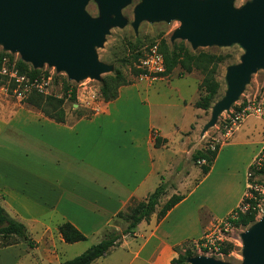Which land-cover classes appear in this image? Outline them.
I'll return each instance as SVG.
<instances>
[{"label": "crops", "instance_id": "obj_1", "mask_svg": "<svg viewBox=\"0 0 264 264\" xmlns=\"http://www.w3.org/2000/svg\"><path fill=\"white\" fill-rule=\"evenodd\" d=\"M133 86L122 87L116 100L90 118L71 120L67 113L66 123H57L27 104L0 101V205L28 228V239L0 248V264H62L71 258L64 259L61 247L85 252L90 247L80 243L93 238L99 243L120 213L133 201L146 200L165 181L171 168L157 164L161 161L157 151L163 155L165 148H172L183 162L202 149L198 142L203 110L195 107L201 97L198 83L195 95L189 101L181 98L182 105H176L191 113L183 127L174 118L169 123L165 116L162 121L139 95L134 107L124 106L122 93ZM251 127L244 141H233L237 129L221 144L211 171L191 191L186 186L191 172L180 162L181 171L174 174L179 180L167 195L185 198L162 220L155 213L141 222L134 235L125 236L118 247L92 264H173L181 246L201 240L213 225L229 217L240 207L249 169L264 149L263 138L256 137V128ZM156 137L162 139L158 148ZM210 178L212 184L242 185L226 201H196ZM65 222L88 240L66 243L59 232Z\"/></svg>", "mask_w": 264, "mask_h": 264}, {"label": "rangeland", "instance_id": "obj_2", "mask_svg": "<svg viewBox=\"0 0 264 264\" xmlns=\"http://www.w3.org/2000/svg\"><path fill=\"white\" fill-rule=\"evenodd\" d=\"M251 1L252 0H235L234 7L242 8ZM142 2L143 0H132L130 4L125 6L122 10L125 25H110L109 32L103 37L102 45L96 46L95 51L99 61L111 67L110 71L101 74L100 80L87 78L81 82H76L70 80L66 73L58 72L55 67H50L47 64L41 69H36L40 70L37 77L51 78L49 94L46 95L62 98L64 96L65 87L70 86V90H76L78 103H73L70 99H68L65 103L66 112L71 117V120H75L79 117L76 110H79L81 113L101 111L105 106V103L109 102L104 99L102 93L103 86L106 85L111 88L116 85L115 78L118 74H120L123 80L130 82L131 85L135 84V86L128 87L123 91L122 94L124 99L122 102H124V106L129 104V108L134 107L137 96L139 95L140 98L148 100V103L154 107L158 117L162 119V121L165 116H167L170 119V121H168L169 123L176 119L180 122L179 127H183L187 124L189 117H191V113H185L184 110L182 111L180 108L176 107V105H182L180 103L181 98L189 101V99L195 95L196 84L198 83L200 88L204 76L201 72L194 71L191 74H186L182 77L180 76V67L176 68L170 75L160 78H154L144 74L135 76L134 70L140 69L139 62L138 60L136 61L137 54L142 52L144 56L149 48L154 44H159L160 49L162 42L164 41L171 49L174 45H179L184 42L191 48L190 44L186 41L180 39H177L174 42L172 41L174 32L181 26V22L177 20L171 22H150L145 20L139 25L138 30L136 31L133 27V23L135 21V10ZM86 11L92 18H101L100 6L97 0H91L86 7ZM197 50L213 53L223 58L222 62L218 64L215 75V78L219 83V89L212 100L210 108L208 110H203L201 115L202 126L200 131L202 130V138L200 139V142H198V146L203 149L210 145L211 149L215 150L216 145L221 146L223 142L230 140L240 126L242 127L236 132L235 138L233 139L234 142L244 141V137L247 134L251 135L250 132L253 131V127H251L252 125L256 128V137H261L264 140V118L252 115L246 118L242 122L243 124L241 123L242 125L239 124L237 126H233L230 119V117L233 116V112H238L243 105L246 106L249 103H253L262 104L264 106V69H259L251 76L250 81L245 86V89L241 93L239 99L232 104L229 110L220 114L218 121L213 127L205 130L206 125L212 118L214 106L226 96L228 91V82L226 79L228 70L233 66L241 64L242 58L246 54V50L240 44H233L231 46H212L199 48ZM0 54H3L4 56L2 67L5 66L8 73L19 72L17 63L22 60V56L19 52L7 51L4 49L3 45H0ZM29 65L33 68L32 64ZM13 83H15V81L12 80L8 74H3L0 69V101L7 100V102L22 103V99L18 98L15 90L12 91ZM120 89H118V92H120ZM70 92L72 93V91ZM113 92L114 91L110 94ZM205 95V91L201 89V96ZM87 102H90V104ZM172 107H176V109H173ZM176 139V141L180 140V134L176 135ZM162 152L163 155L159 151L156 153L157 159L159 157L161 159L160 162L158 159L157 164L159 163V165L163 166L165 169L171 168V170L168 169V171L165 172L164 179L166 182L163 181V183L166 184L167 191L166 195L163 196L157 211L160 210L163 204L170 198L168 196L170 195L169 190H171L172 186H174V182L177 183L179 180L178 176H175L174 174H176L179 170L181 171L177 165L182 162L180 157L174 154L172 148H165ZM259 158L263 160H260V164H256L257 159L254 165L257 166V168H262L264 164V149ZM182 168H186L191 172V178L189 179V182L186 183L187 188L191 191L194 185L200 184V182L204 179V175L200 172L201 165L195 163L191 158L182 162ZM212 179L213 178H210L208 182L202 185L199 189L198 194L195 197L196 201H199L200 199H204V201L209 202L216 200L218 202L226 201L231 195L232 190L242 185L241 182L227 185L212 184ZM247 183L248 185L253 186V188L250 189L247 187L244 199L252 198V191H256L260 197L256 217V222H258L264 215V173L255 174L254 171L252 172L249 170ZM218 185H220V187H217ZM242 202L240 207L242 206ZM202 211L204 212L205 210L202 209ZM113 223V228L118 230H123L127 226V223L122 218H117ZM254 224L246 228L230 227L229 231L224 233L226 238L225 242L232 245L229 250V254L227 256H219L216 258L230 264H242L244 248L242 235L249 231ZM199 241L200 240L196 242H186L183 246H181L182 253L185 254L186 250H190L195 256L205 255L197 249L196 245ZM96 243H98L97 240L93 238L88 242L80 243L79 246L84 248L91 247ZM60 251L65 255L64 259H72L80 255L79 253H84L83 249H73L70 247H61ZM32 264L37 263L33 262ZM187 264L190 263L187 262Z\"/></svg>", "mask_w": 264, "mask_h": 264}, {"label": "water", "instance_id": "obj_3", "mask_svg": "<svg viewBox=\"0 0 264 264\" xmlns=\"http://www.w3.org/2000/svg\"><path fill=\"white\" fill-rule=\"evenodd\" d=\"M91 0H0V45L19 52L22 60L41 69L46 64L67 74L70 80H100L111 67L99 61L110 25L124 26L122 10L132 0H97L101 18L86 11ZM235 0H143L135 10L133 27L150 22L180 21L172 41H186L193 50L240 44L246 54L228 70V91L213 108L205 130L213 127L236 102L251 76L264 69V0H252L242 8ZM78 106V105H75ZM242 264H264V215L242 235ZM190 264H230L211 256L191 257Z\"/></svg>", "mask_w": 264, "mask_h": 264}, {"label": "trees", "instance_id": "obj_4", "mask_svg": "<svg viewBox=\"0 0 264 264\" xmlns=\"http://www.w3.org/2000/svg\"><path fill=\"white\" fill-rule=\"evenodd\" d=\"M160 51L163 53L166 63V72L162 74V76L170 75L178 67L181 68L180 76L182 77L186 74H191L194 71H199L203 74L204 78L200 88L205 91L206 95L200 97L199 101L195 104V107L202 110H208L219 89V83L216 80L215 75L218 64L222 62L223 58L203 50L193 51L184 42L179 45H174L173 48L170 49L163 41ZM142 56V52L138 53L136 61L138 60L139 62ZM3 57V54H0V69L2 68ZM17 65L21 75H26L32 79L37 77L40 72V70L32 68L29 64L23 62L22 60L18 61ZM143 73L144 72L141 69L134 70L135 76H139ZM115 81L116 85L111 88L106 85L103 86L102 93L105 101L110 102L116 100L119 96L118 89L123 86L131 85L130 82L123 80L120 74L117 75ZM15 89L16 85L13 83L12 91ZM70 89V86L65 87L64 96L62 98H57L40 93L37 90H32L31 93L22 100V103L38 109L46 117L57 123H66V101L70 99L73 103H78L76 90ZM70 91H72V93ZM112 91L114 92L110 94ZM241 107H245V105ZM240 110L241 108L239 111ZM76 112L79 114V118H90L96 111L92 112L93 114L84 112L81 113L79 110H76ZM161 141L162 139L157 137L155 138V145L157 148L161 146ZM219 150V145H216L215 150H212L209 145L193 154L192 160L195 163H198L201 160H206V164L201 165V171L204 176L208 175L211 171ZM249 170L252 172L254 171L255 174H262L264 173V164L262 168H257V166L252 165ZM166 191L167 186L162 182L146 200L140 202L133 201L126 212L120 213L117 216V218L124 219L127 223L126 228L123 230H118L116 228L107 230L105 237L98 244L92 245L81 255L67 260L62 264H92L95 260L107 254L111 249L118 247L125 236L134 235L137 226L143 221H149L155 213L157 214L158 220L165 218L168 212L185 198L184 195L174 194L163 204L160 210L157 211L163 196L166 195ZM252 192V198H245L242 202L241 207L243 208L248 206L247 210L242 212L238 208L235 210L238 212V217L236 219H233L230 216L227 218L232 227L246 228L256 222L258 212L257 207L259 205L260 197L256 191ZM59 232L63 240L69 244L88 240V237L70 222L63 223L59 227ZM25 239H28L27 226L11 217L7 210L0 205V248L19 244ZM29 246L33 247L34 245L29 242ZM231 247V244L226 242L223 243L221 254L223 256H227ZM193 256L195 255L190 250H186L185 254L180 251L179 257L173 260V264H187L188 260Z\"/></svg>", "mask_w": 264, "mask_h": 264}, {"label": "built area", "instance_id": "obj_5", "mask_svg": "<svg viewBox=\"0 0 264 264\" xmlns=\"http://www.w3.org/2000/svg\"><path fill=\"white\" fill-rule=\"evenodd\" d=\"M139 68L144 72L146 76H152L154 78L163 77L162 74L166 72V63L163 53L159 49V44H154L149 48L145 55L139 60ZM3 74H8L12 80L15 81L16 89L15 93L19 99L26 98L32 90H37L43 94H49V87L51 86V78H30L26 75H21L19 72L8 73L7 68L4 66L1 68ZM90 104V102H87ZM258 116L264 118V106L262 104L249 103L245 107H241L238 112H233V116L230 117L233 126L241 124L246 118L250 116ZM261 158H258L256 164H260ZM200 165L206 164V160L198 162ZM250 189L253 186L248 185ZM248 196V194H247ZM244 212L247 207L239 208ZM231 218L236 219L238 212L234 211ZM231 224L227 219L221 221L218 224L212 226L203 236V238L197 243V249L203 252L206 256L219 257L221 254V248L225 243V232H228Z\"/></svg>", "mask_w": 264, "mask_h": 264}]
</instances>
